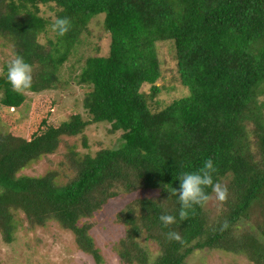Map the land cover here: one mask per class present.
Masks as SVG:
<instances>
[{"label": "trees", "instance_id": "obj_1", "mask_svg": "<svg viewBox=\"0 0 264 264\" xmlns=\"http://www.w3.org/2000/svg\"><path fill=\"white\" fill-rule=\"evenodd\" d=\"M45 8L56 18L67 17L71 27L41 44L52 22ZM99 15L110 46L106 53L98 46L96 54L78 58L84 65L70 76L88 87L84 106L91 120L73 112L60 121L58 101L49 91L62 83V67ZM0 38L31 65L32 86L25 92L37 94L34 104L45 108L21 124L9 116L11 129L0 130L5 242H13L20 225L15 216L22 212L33 228L59 223L73 232L83 252L101 262L93 225H81L82 220L121 195L139 194L117 213L125 228L115 248L122 264H149L152 256L141 238L159 246L151 264H188L195 251L205 249L264 264V0H0ZM162 41L171 44L178 80L190 93L155 111L150 102L163 89L157 84ZM26 98L0 76L5 109L20 108ZM90 122L110 123L113 132H122V143L95 155L71 150L65 183L57 171L19 175ZM209 158L217 168L214 182L228 189L227 198L219 201L206 189L218 214L213 217L207 203L182 221L171 190L179 187L183 172L198 171ZM161 214L173 215L175 222L163 226ZM170 231L180 240L168 239Z\"/></svg>", "mask_w": 264, "mask_h": 264}, {"label": "rangeland", "instance_id": "obj_2", "mask_svg": "<svg viewBox=\"0 0 264 264\" xmlns=\"http://www.w3.org/2000/svg\"><path fill=\"white\" fill-rule=\"evenodd\" d=\"M45 11L44 14L51 21L56 18L55 13L49 11L48 8H45ZM89 28L90 32L84 31L81 36L82 42L77 43L75 50L60 71L62 83L49 91L58 101L57 115L60 121L69 120L73 112L81 113L84 120H91L84 106L88 87L70 80V76L75 77L84 65V61L79 60L78 62V58L96 54L98 46L102 47L106 53L110 46V35L104 29V15L96 16L91 21ZM47 30L41 40L46 43L47 37H49L56 41L57 35L50 31V27ZM157 46L163 71L162 78L157 84L163 89L157 98L150 102L155 111L163 109L175 99L185 97L190 93L188 87L182 85L178 80L176 59L171 44L162 41ZM15 57L11 46L0 38V76H6L7 65ZM72 66L74 67L73 71ZM68 80L69 83H67ZM150 87L148 84L145 85V92H149ZM25 93L26 102L20 108L8 110L0 102L1 131L11 129L9 116H15L16 123L21 124L32 118L33 114L37 117L40 112L44 113L43 106L34 104L37 94L30 91ZM121 133V131L113 132L112 126L108 122H90L83 133L64 137L54 154L43 156L40 160L34 161L21 170L19 175L39 176L50 171H57L59 173L57 179L65 183L68 181L67 175L71 174L66 163L67 155L71 150H75L82 156L85 154L95 155L101 149L118 147L122 143ZM148 194L152 195L153 192ZM135 196L137 197L139 194L121 195L107 203L94 217L82 220L81 225L85 222H90L93 225L90 234L102 256L101 262H97L92 255L83 252L76 244L73 232L63 229L59 223L48 221L45 226L33 228L29 226L25 214L18 212L15 217L19 219L20 225L14 233L13 242H5L0 233V264H122L115 248L124 236L125 228L117 223V213ZM207 209L213 217L219 211L217 204L215 206V201L208 202ZM140 241L143 246L147 247L152 258H155L159 252V246L156 243L146 242L145 238H141ZM188 264L255 263L246 255L220 249H205L195 251L190 256Z\"/></svg>", "mask_w": 264, "mask_h": 264}, {"label": "clouds", "instance_id": "obj_3", "mask_svg": "<svg viewBox=\"0 0 264 264\" xmlns=\"http://www.w3.org/2000/svg\"><path fill=\"white\" fill-rule=\"evenodd\" d=\"M70 20L67 17L53 18L50 24V31L59 37H63L70 29ZM38 43H44L38 40ZM6 80L11 86L14 93L23 95L26 90L32 86V67L21 56H17L9 61L6 69ZM217 168L211 158L207 159L203 166L194 172H183L179 176V187H174L171 194L177 197L180 204L179 218L180 220H187L189 213L195 206L204 207L211 195L206 189L211 188L212 193L215 194L216 199L224 201L228 195V189L222 186L219 182H214V174ZM175 217L170 214H161L159 220L165 227L175 222ZM227 227V225H225ZM170 240H180V236L170 231L167 234ZM152 258L149 259L151 264Z\"/></svg>", "mask_w": 264, "mask_h": 264}]
</instances>
